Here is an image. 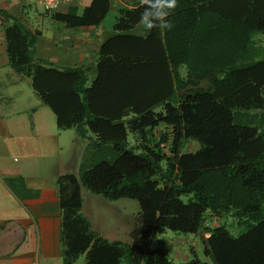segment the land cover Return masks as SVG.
I'll return each instance as SVG.
<instances>
[{"label":"trees","instance_id":"1","mask_svg":"<svg viewBox=\"0 0 264 264\" xmlns=\"http://www.w3.org/2000/svg\"><path fill=\"white\" fill-rule=\"evenodd\" d=\"M146 7L119 8L95 62L75 67L39 57L41 31L0 10L11 68L31 78L60 129L89 136L98 152L57 178L64 264L81 255L85 264H264V117L241 116L264 110V59L250 46L264 32V0H177L171 30L141 31ZM111 9L92 0L81 12L45 11L77 27ZM192 141L198 149H187ZM83 187L139 202L130 242L93 229ZM160 228L192 234L198 248L186 259L152 248Z\"/></svg>","mask_w":264,"mask_h":264},{"label":"crops","instance_id":"2","mask_svg":"<svg viewBox=\"0 0 264 264\" xmlns=\"http://www.w3.org/2000/svg\"><path fill=\"white\" fill-rule=\"evenodd\" d=\"M91 1L72 0L57 11L67 13L77 8L81 12ZM136 1L112 0V9L99 25L70 27L56 20L59 24L53 37L42 40L41 31L38 56L58 67L94 63L100 45L112 34L118 9L132 7ZM34 3L41 4L39 0H0V10L18 16L35 30L36 24L27 20ZM110 12L113 21L106 20ZM9 74L12 78L6 79ZM23 79L10 66L6 34L0 27V264H64L63 211L57 178L69 171L62 163L54 112L47 110L39 98L33 103L30 96L26 106H15L16 97L22 95L19 88L3 95L8 83ZM86 156L84 161L89 163L95 161L98 152L90 148ZM187 246L179 245L184 259Z\"/></svg>","mask_w":264,"mask_h":264},{"label":"rangeland","instance_id":"3","mask_svg":"<svg viewBox=\"0 0 264 264\" xmlns=\"http://www.w3.org/2000/svg\"><path fill=\"white\" fill-rule=\"evenodd\" d=\"M90 1V0H88ZM88 3V2H87ZM85 5V4H84ZM32 16L27 18L29 23L36 24L35 28L42 31V40L44 38H51L54 35V31L57 30L58 24L55 19L46 13L44 7L41 4L34 3L32 7ZM41 14V15H39ZM114 19V15L110 12L106 20ZM57 26V27H56ZM250 46L255 48L251 49L254 52L257 49L256 55L259 54L258 59H264V32H259L253 38ZM259 51V52H258ZM12 75V74H11ZM10 74L6 79H11ZM25 79L18 82L8 83V90L3 92V95H9L13 92V89H20L22 95L16 97V101L13 102L15 106H26L28 104L27 97H32L33 103L38 100L30 77L24 76ZM50 112L52 111L47 107ZM244 121L253 122L255 124L261 125L263 123L264 110L257 111H246L244 115L241 114ZM54 130L59 134L60 143L62 145L61 154L63 158V165L66 171L78 172L80 167L87 157L86 153L90 148V139L88 137H83L77 135L75 128L59 130L57 125L54 124ZM91 135V134H90ZM199 143L192 141L187 149L196 150L199 148ZM87 159V158H86ZM85 159V160H86ZM83 196V208L82 213L90 219L92 227L94 230L98 231L103 237L110 241L121 240L123 242H130L131 236L130 231L134 225V222L140 212V204L137 200L131 198H120L118 200H109L102 195L94 194L87 188H82ZM192 234H182L168 228H160L156 238L154 239L151 247L156 248L158 246L170 247L173 255H180L183 247L179 245H188L187 248L193 247L198 248V239ZM189 237V238H188ZM185 238V239H183ZM186 240V242L184 241ZM176 246V247H175ZM203 260L213 264L210 258L202 257ZM176 263H180L181 260L174 259ZM84 255H81L73 264H84Z\"/></svg>","mask_w":264,"mask_h":264},{"label":"clouds","instance_id":"4","mask_svg":"<svg viewBox=\"0 0 264 264\" xmlns=\"http://www.w3.org/2000/svg\"><path fill=\"white\" fill-rule=\"evenodd\" d=\"M147 7L141 13L139 26L144 30H151L154 27H162L167 30L173 28L172 22L168 19L170 10L175 8L177 0H146Z\"/></svg>","mask_w":264,"mask_h":264},{"label":"built area","instance_id":"5","mask_svg":"<svg viewBox=\"0 0 264 264\" xmlns=\"http://www.w3.org/2000/svg\"><path fill=\"white\" fill-rule=\"evenodd\" d=\"M45 9L56 11L63 4H70L72 0H39ZM0 27H2V18H0Z\"/></svg>","mask_w":264,"mask_h":264}]
</instances>
